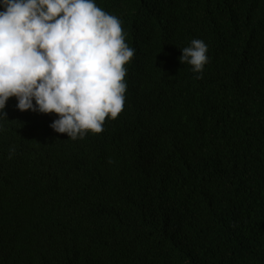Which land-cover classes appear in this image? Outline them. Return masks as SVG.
Returning a JSON list of instances; mask_svg holds the SVG:
<instances>
[{
	"label": "trees",
	"instance_id": "trees-1",
	"mask_svg": "<svg viewBox=\"0 0 264 264\" xmlns=\"http://www.w3.org/2000/svg\"><path fill=\"white\" fill-rule=\"evenodd\" d=\"M95 3L135 49L123 111L72 140L7 101L0 264H264V0Z\"/></svg>",
	"mask_w": 264,
	"mask_h": 264
},
{
	"label": "clouds",
	"instance_id": "clouds-1",
	"mask_svg": "<svg viewBox=\"0 0 264 264\" xmlns=\"http://www.w3.org/2000/svg\"><path fill=\"white\" fill-rule=\"evenodd\" d=\"M180 50V63L202 74L207 44ZM134 56L120 18L95 0H0V118L14 97L21 112L55 114L49 127L72 140L99 134L123 111Z\"/></svg>",
	"mask_w": 264,
	"mask_h": 264
},
{
	"label": "bare ground",
	"instance_id": "bare-ground-1",
	"mask_svg": "<svg viewBox=\"0 0 264 264\" xmlns=\"http://www.w3.org/2000/svg\"><path fill=\"white\" fill-rule=\"evenodd\" d=\"M144 77V76H143ZM173 211V210H172ZM175 213V212H174ZM175 215V214H174Z\"/></svg>",
	"mask_w": 264,
	"mask_h": 264
}]
</instances>
